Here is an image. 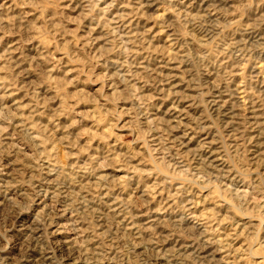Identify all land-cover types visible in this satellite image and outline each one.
<instances>
[{
	"label": "clouds",
	"instance_id": "clouds-1",
	"mask_svg": "<svg viewBox=\"0 0 264 264\" xmlns=\"http://www.w3.org/2000/svg\"><path fill=\"white\" fill-rule=\"evenodd\" d=\"M0 264H264V0H0Z\"/></svg>",
	"mask_w": 264,
	"mask_h": 264
}]
</instances>
